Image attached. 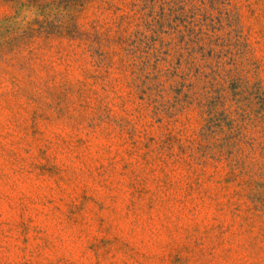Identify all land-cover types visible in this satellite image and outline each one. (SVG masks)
<instances>
[{"label": "rangeland", "instance_id": "obj_1", "mask_svg": "<svg viewBox=\"0 0 264 264\" xmlns=\"http://www.w3.org/2000/svg\"><path fill=\"white\" fill-rule=\"evenodd\" d=\"M0 264H264V0H0Z\"/></svg>", "mask_w": 264, "mask_h": 264}]
</instances>
